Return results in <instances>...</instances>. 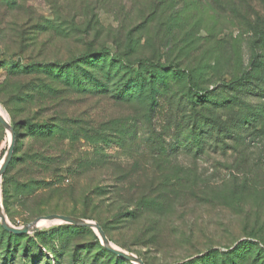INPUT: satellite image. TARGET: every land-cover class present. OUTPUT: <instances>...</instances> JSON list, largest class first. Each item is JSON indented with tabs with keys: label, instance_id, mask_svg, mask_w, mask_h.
Returning a JSON list of instances; mask_svg holds the SVG:
<instances>
[{
	"label": "rangeland",
	"instance_id": "obj_1",
	"mask_svg": "<svg viewBox=\"0 0 264 264\" xmlns=\"http://www.w3.org/2000/svg\"><path fill=\"white\" fill-rule=\"evenodd\" d=\"M145 3L0 0V109L20 134L4 214L96 222L145 264H223L238 245L232 264H264V0ZM128 41L152 65L113 62ZM245 72L253 93L226 87ZM9 143L0 124V163ZM69 226L0 229V264H132Z\"/></svg>",
	"mask_w": 264,
	"mask_h": 264
},
{
	"label": "trees",
	"instance_id": "obj_2",
	"mask_svg": "<svg viewBox=\"0 0 264 264\" xmlns=\"http://www.w3.org/2000/svg\"><path fill=\"white\" fill-rule=\"evenodd\" d=\"M170 0H145V4L143 5H138L140 7H142V10L144 13H151L153 11V9H158V7L160 6H163L165 3L169 2ZM154 13V11L152 12ZM155 18H148L145 22V24H151L153 23ZM148 21V22H147ZM127 40V39H126ZM126 42V41H125ZM132 45L129 44V41H128V44L126 43L125 45H120L118 46V52H115L114 54L111 55V59L113 62H117V64H120V65H128V64H145V65H152L151 63L152 60L151 59H148V58H139V59H134L135 61H131V57H130V52H132ZM110 54L109 53V50L106 49V48H102L100 49L99 51L97 52H86L84 53L83 55H81L79 58H77V62L78 61H84V62H88V61H92L93 59L95 58H103L104 56ZM75 62V61H74ZM68 68L67 66H63V67H59V69H66ZM157 68V67H156ZM160 69H164L163 67H161ZM144 72H146L147 76L148 75H151V77L154 76V72H155V67L153 69V67H148L147 69H144ZM158 72V71H156ZM139 74H141V72L139 71V69L133 71L131 73L132 76H138ZM250 77L249 73L245 72L243 74V76L238 79V80H234V81H231L228 85H226V87L231 90V91H237V92H245V93H253L255 91V89L253 88H248V83L246 81V79H248ZM146 81V76L143 77V80H138L137 82H139L140 84V88L143 86V82ZM264 82V81H263ZM155 82H152L150 83L151 85H154ZM194 97L196 98V102H200L202 104H205L207 101L205 100L204 96L201 94V93H195L194 94ZM150 102L152 105H155L156 104V97L154 96V93L151 92L150 93ZM192 102V101H191ZM195 102V103H196ZM208 103V102H207ZM192 123H193V128H194V131L196 130V121L195 120H192ZM203 126H210V128L216 126L217 124H214V125H206L204 122L202 124ZM14 132H15V136L19 138L20 134H19V131L17 129V126H12ZM24 128H30V130H32V132L34 133V129L31 125V123L29 122H26L24 124ZM210 128L208 130H210ZM195 134V133H194ZM199 139L196 140V144L199 145ZM12 165V161L9 163V166L8 168H10V166ZM8 168H7V171H8ZM6 171L2 177V185H1V196H2V202L3 203H7V199H8V195H9V181L7 179V176H6ZM66 227H70L69 225H66ZM0 229L2 230V233L5 237H7L9 240H19V238L21 237V235H16V234H12L10 232H7L6 230H4L1 225H0ZM81 229H86V228H81ZM44 232L40 231V232H37L36 234H42ZM247 244V243H245ZM249 244V243H248ZM239 246V245H238ZM236 246L229 254H226L225 257H226V262L223 263V264H232V262H234L233 260V256L235 254L238 253V251L240 250V248ZM103 250H105L104 248H102ZM106 251V250H105ZM109 254H113V253H109ZM118 260H122V258L116 256L115 254H113ZM4 257V262H7L9 264L12 263L11 261V258L9 257V255H3ZM9 257V259H8ZM232 257V258H231ZM7 258V260H6ZM263 258H264V255H263ZM10 260V261H9Z\"/></svg>",
	"mask_w": 264,
	"mask_h": 264
},
{
	"label": "water",
	"instance_id": "obj_3",
	"mask_svg": "<svg viewBox=\"0 0 264 264\" xmlns=\"http://www.w3.org/2000/svg\"><path fill=\"white\" fill-rule=\"evenodd\" d=\"M0 124L3 126V128L6 131H9L10 133V143L0 163V184H1V178L3 174L5 173L7 166L9 165L11 158H12L15 138H14V131H13L12 126L10 125L8 120H6L2 115H0ZM40 222H55L58 224H66V225H71V226H76V227L90 228L95 231L102 245L109 252L115 254L116 256L132 264H145L137 256L129 254L115 247L113 244H111L108 238L106 237L104 231L102 230V228L96 222L74 218L71 216L51 214V215L37 217L33 222H31L30 224L24 225L21 228H17V227L10 225L4 214L2 201H1V191H0V225L4 230L12 234H16V235L28 234L30 232H39L41 230V227L39 225Z\"/></svg>",
	"mask_w": 264,
	"mask_h": 264
},
{
	"label": "bare ground",
	"instance_id": "obj_4",
	"mask_svg": "<svg viewBox=\"0 0 264 264\" xmlns=\"http://www.w3.org/2000/svg\"><path fill=\"white\" fill-rule=\"evenodd\" d=\"M0 115H2L4 118H5V116H4V114H3V112H2V110L0 109ZM6 119V118H5ZM8 132V134H9V137H10V133H9V131H7ZM48 222H40L39 223V225H40V227H42V226H44L45 224H47Z\"/></svg>",
	"mask_w": 264,
	"mask_h": 264
}]
</instances>
